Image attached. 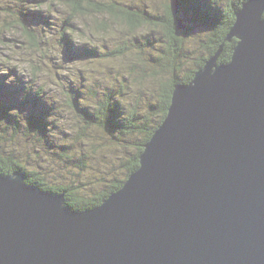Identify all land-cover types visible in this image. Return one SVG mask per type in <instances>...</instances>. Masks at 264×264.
I'll use <instances>...</instances> for the list:
<instances>
[{
	"label": "water",
	"instance_id": "95a60500",
	"mask_svg": "<svg viewBox=\"0 0 264 264\" xmlns=\"http://www.w3.org/2000/svg\"><path fill=\"white\" fill-rule=\"evenodd\" d=\"M263 10L237 9L231 60L216 64L220 48L174 86L139 167L100 205L0 174V264H264Z\"/></svg>",
	"mask_w": 264,
	"mask_h": 264
},
{
	"label": "rangeland",
	"instance_id": "374dc122",
	"mask_svg": "<svg viewBox=\"0 0 264 264\" xmlns=\"http://www.w3.org/2000/svg\"><path fill=\"white\" fill-rule=\"evenodd\" d=\"M12 1L0 0V102L17 103L14 113L18 117L35 115L40 110H47L49 117H45V130L39 132L38 138L24 140L10 129L3 134L0 132L1 148L6 154L20 156L19 163L25 164L26 169L38 171L43 184L69 187L85 183L86 190L79 187L75 195L81 197L86 191L91 194L101 180H108L110 173H121V157L124 156L125 160L130 157L134 152L133 142L141 140L140 133L134 134L126 154H123L127 147L125 141H116V134L100 127L104 125L105 118L108 119L107 113L112 111L99 114L103 111L102 107L118 105L124 111L125 118L119 117L117 123H124L130 113L135 117L132 121L136 125L144 122L148 127L160 125L166 117L160 121L155 111L161 99L159 83L164 84L171 74L170 69H174L170 62H174L175 54L166 53L165 43L160 40L162 34L148 26L127 29L126 19L137 18L140 9L160 16L172 0H91L93 4L90 7L100 11L84 13L90 0ZM212 1L194 0L199 9L208 7V15H201L203 21L212 20L209 14L217 10L215 1L226 4L229 0ZM246 1L241 0L239 8ZM182 3L187 11L189 5ZM126 6L132 8L133 11L129 12L133 13H126L124 21L117 19L114 22L106 15L112 7L120 12V8L127 9ZM190 9L192 11L193 7ZM176 11L184 19V27L179 28L182 32L177 34L183 37V47L200 53L206 43L203 34L206 37L211 30L203 21L191 18L189 13L182 14L180 6ZM19 12L22 16L27 15L26 20L38 36V44L24 34L17 20ZM261 17L264 18V10ZM175 19L178 20V17ZM46 21L49 23L47 27L40 26V22ZM174 22L176 27L180 24L179 21ZM132 36L137 39H130ZM67 37L73 42L72 52L78 58H71L63 48V39ZM231 39L235 45L240 42L236 36L231 35L228 41L231 42ZM228 41L223 44L227 45ZM226 49L224 46L223 50ZM88 50L92 51L91 54ZM166 55L169 56L165 58ZM196 58L199 57L194 55L192 60L199 62ZM221 61L218 58L216 64ZM179 74L184 73L180 71ZM191 80L184 83L178 81L175 85L187 86ZM152 89H156L157 93L154 94ZM89 112L96 113L94 124L88 122L91 117L87 120ZM82 154L88 157L84 167L78 158ZM25 155L29 161L23 158Z\"/></svg>",
	"mask_w": 264,
	"mask_h": 264
},
{
	"label": "trees",
	"instance_id": "16d2710c",
	"mask_svg": "<svg viewBox=\"0 0 264 264\" xmlns=\"http://www.w3.org/2000/svg\"><path fill=\"white\" fill-rule=\"evenodd\" d=\"M183 2H186L189 5V8H187V11L184 10V4L181 3L180 10L182 11V14L189 13L191 18L197 20V21H203L202 16L208 15L207 8L204 6L203 8L199 9V7L195 6L194 0H182ZM192 1V3H190ZM215 1V0H214ZM212 1V2H214ZM11 2H13L11 0ZM88 7L84 9V12H89V10L92 11H97L100 9H93L90 7V5L93 4V1H89ZM113 2V0H112ZM92 3V4H91ZM116 3V2H115ZM215 3L218 4L217 10L215 11H210L211 14H209L212 18L211 21H209V18L205 21H203L206 25H208V28L211 30V33L208 36L204 37L205 35L203 34V39L206 40L205 48L203 51L200 53L196 54L195 51L193 50L192 52L185 47H183L182 39L183 37L177 35L179 32H182L180 30L176 31L175 33V27L176 24L174 22L175 18L178 17L180 19L181 17L177 13L175 16H173V11L171 4L169 5V2L167 3L165 10L162 12L160 16L156 13H149L148 11H143L140 9L139 15H137V18L129 17L126 19L127 21V29L131 30H136L139 27L145 26L146 28L153 29L162 34L161 37V42L165 43V51L166 53L170 54H175L174 57V62H170L172 66H174V69L171 70V74L169 77L166 78L165 83H159V86L162 88L161 89V95H159L160 102L157 104L158 109H156L155 114L159 117L160 121L163 120L167 113V108L170 103V98H171V92L174 87V85L180 81V82H188L191 80L197 71H199V67L205 63L206 60H208L209 57H212L218 49L221 48V52L218 56V58L221 61V63H226L229 61L231 55H232V49L235 45V42L233 39L232 41H228L226 38L228 31L230 27L232 26L234 20H235V13L237 9L240 6L241 0H229L225 5L221 1H215ZM220 3L223 4L224 9L221 11L219 8ZM10 4V1H9ZM7 4V5H9ZM11 6L14 7V4H10ZM212 5V4H211ZM191 6L193 7V10L191 11ZM212 6H215L214 4ZM120 8V7H119ZM126 8H120L122 11L119 12L118 8L112 7V11L109 9L108 12H106V15L112 18L114 22L118 21L117 19H122L124 21L126 13H133L129 12L133 11L132 8H129L126 6ZM135 11V10H134ZM19 18H17L19 25L21 26L22 30L24 31V34L26 35L27 38H30L32 41L35 40V44H38L37 40V35L32 29V24L29 23L26 20L27 15L22 16V12L18 13ZM173 17H175L173 19ZM188 19V18H187ZM184 21V20H183ZM40 26H45L47 27L49 24L48 21L46 22H40ZM148 26V27H147ZM159 30H161L159 32ZM222 30V31H221ZM221 31V33H220ZM226 34V35H225ZM130 39L136 40L137 38H134L132 36ZM229 42L227 45H224L223 43ZM202 44V43H201ZM190 45V44H189ZM220 45H222L220 47ZM194 46V45H193ZM227 48L226 50H223V48ZM63 48L65 49L67 55L69 54L71 58H78L79 56L77 54H74L72 52V49L74 48L73 43L71 40L67 37L66 39H63ZM88 54H91L92 51L88 50ZM130 52V49H128V53ZM73 53V55H71ZM140 52L138 51V54ZM142 55V54H141ZM169 55H166L165 58ZM196 55L199 58L197 61H193V56ZM204 55V56H203ZM91 56V55H90ZM191 59V61L189 60ZM189 60V62H187ZM167 61V60H166ZM167 69V68H166ZM164 69V71H166ZM183 72L184 74L181 75L179 72ZM161 82V78H160ZM167 83L168 86H167ZM166 84V85H165ZM152 91L154 94L157 93L156 89ZM110 100V99H108ZM108 102V101H107ZM17 103H12V102H0V132L3 134V132L7 130H11L16 132L17 134L21 135L22 138L25 140L28 137L29 138H38L40 135V131L45 130L46 127V118L49 117V112L47 110H40L33 114H26V117H18L17 113L15 114V107ZM106 104V103H105ZM103 108V111L100 112L99 114H106L108 110H112L109 114L108 119L105 118L104 120V125H100V127H105L107 130L111 131L112 134H116V141L124 142L127 147L124 148L123 154H126L128 147H129V140L130 138L136 134L140 133L141 134V140L139 142H133V148L134 152L131 154L130 157H128L126 160L123 157L121 159L123 161L120 162L119 167L122 169L120 174L116 175V172L110 173L109 177H107V181L101 180L100 185L96 186L95 189L91 194H89L87 191L86 193L80 197L76 196L75 193L77 192V188L81 187L82 189L86 190L85 188V183L79 184L76 186H48L43 184L41 181V177L39 176L40 173L36 171L35 169L33 171L26 169V165L22 164L21 161L19 163V158L20 156H16L15 154H6L5 151L1 148L0 145V174L6 175V174H11L12 172L18 171L20 172L25 178L24 182L28 186H36L38 187L39 190H45L47 192H52V194H60L64 193V203L71 209H76L78 211H85L87 209H90L91 206L96 207L100 205L106 197H108L111 193L119 189L122 184L125 182L127 179L128 175L132 173L139 165V154L143 150V144L150 139L152 136L154 130L157 128L158 125H154L151 127H148L145 125V123H141L140 125H136L134 121V116L133 114H129L127 116V119L125 120L124 123H117L116 120L121 117L122 119L125 118L124 111L122 112L119 108L118 105H115L113 108L108 107V108ZM87 110V109H85ZM97 111V110H96ZM152 113H154V110H152ZM96 113H88L86 114L87 120L91 117V121L89 120L88 122L94 124V119ZM122 115V116H121ZM93 117V118H92ZM110 119V120H109ZM131 119V120H129ZM133 123V124H132ZM144 125V126H143ZM101 129V128H100ZM103 130V129H102ZM83 132V131H82ZM2 134H0V139L2 138ZM107 144V143H106ZM59 157V155H57ZM86 154H82L79 158V161L82 163V167L87 166L84 164V161L87 158ZM26 158V155L23 157ZM113 158V157H112ZM28 160V159H27ZM29 161V160H28ZM3 166H7L5 169H2ZM38 175V176H37ZM75 187V188H74ZM74 189V191H73ZM90 190H93L91 188ZM70 192V193H67ZM78 193V192H77ZM75 195V196H74Z\"/></svg>",
	"mask_w": 264,
	"mask_h": 264
},
{
	"label": "bare ground",
	"instance_id": "6f19581e",
	"mask_svg": "<svg viewBox=\"0 0 264 264\" xmlns=\"http://www.w3.org/2000/svg\"><path fill=\"white\" fill-rule=\"evenodd\" d=\"M128 4V3H127ZM170 5V4H169ZM188 8H189V6H188ZM263 18V17H262ZM177 22V21H176ZM178 23V22H177ZM161 124V123H160ZM45 191V190H44ZM52 193V192H51ZM91 208H92V206H91ZM76 210V209H75Z\"/></svg>",
	"mask_w": 264,
	"mask_h": 264
}]
</instances>
